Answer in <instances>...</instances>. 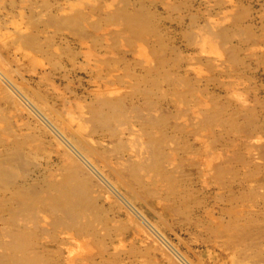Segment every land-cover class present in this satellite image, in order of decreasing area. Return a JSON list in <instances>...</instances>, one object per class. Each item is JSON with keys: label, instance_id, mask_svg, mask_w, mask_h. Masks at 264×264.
Masks as SVG:
<instances>
[{"label": "rangeland", "instance_id": "1", "mask_svg": "<svg viewBox=\"0 0 264 264\" xmlns=\"http://www.w3.org/2000/svg\"><path fill=\"white\" fill-rule=\"evenodd\" d=\"M125 11L144 12L147 32L133 35ZM68 19L76 23L69 24ZM220 32L225 36L221 37ZM213 36L214 42L210 40ZM222 39L224 42H220ZM0 66V167L8 173V177L0 174V223L4 222L0 226H7L5 221L12 213L23 214L15 191L18 184H29L38 190L48 183L60 186L72 165L79 169V177L90 176L82 175V179H89L84 183L89 189L87 192L84 187V201L99 236L73 239L72 233L56 230L42 235L40 230L43 241L57 236L55 247L66 241L62 247L67 248L58 255L50 246L44 264H65L68 254L76 258L75 262L68 259L69 264H264V0H0ZM182 86L188 92L183 94L185 97ZM101 94L114 102L122 100L125 111L131 104L139 110L144 107L142 113L132 106L131 112L127 111L136 129L140 119L137 114L163 121L160 130L166 135V149L174 150L173 157L177 159L175 165L167 163L164 168L171 172L175 183L161 181L149 195L140 192V198H136L119 186L118 178L100 159H93V163L106 178L80 159L67 125L77 128L82 124L84 135L99 154L102 152L101 157L119 167L122 176L125 173V182H133L131 173L119 162L144 163L141 166L150 162L141 130L139 136L132 135L135 141L121 134L123 143L117 132L99 122L96 111L106 108L102 103L108 100ZM101 96L104 98L100 101ZM96 101L100 103L96 105ZM70 117L75 120L72 125ZM192 119L197 120L194 123ZM207 137L213 145L205 141ZM139 151L141 157L137 156ZM209 160L212 164L207 163ZM146 169L141 173L149 183L151 178L147 176L154 179L157 172L152 175ZM224 184L228 185L226 189ZM237 194L245 197L238 198ZM74 252L81 256L79 260Z\"/></svg>", "mask_w": 264, "mask_h": 264}, {"label": "bare ground", "instance_id": "2", "mask_svg": "<svg viewBox=\"0 0 264 264\" xmlns=\"http://www.w3.org/2000/svg\"><path fill=\"white\" fill-rule=\"evenodd\" d=\"M33 4V3H32ZM176 4V3H175ZM34 6V5H33ZM76 6V5H75ZM28 7V6H27ZM112 8V7H111ZM126 8V7H125ZM66 9V8H65ZM143 9V8H142ZM94 10V9H93ZM136 10V9H135ZM131 11V10H130ZM95 12V11H94ZM31 13V12H30ZM37 13V12H36ZM61 13V12H60ZM84 13V12H83ZM91 13V12H90ZM68 14V13H67ZM85 14V13H84ZM161 14V13H160ZM45 15V14H44ZM61 15V14H60ZM75 15V14H74ZM86 15V14H85ZM88 15H89V13H88ZM42 16V15H41ZM56 16V15H55ZM82 16V15H81ZM124 16L127 18V20H128V28L129 29H131V31H132V34L133 35H137V34H141L142 32H144V31H146L147 32V30H144L145 29V16H144V12L143 13H136V12H131V13H129L128 11H125L124 12ZM227 16V15H226ZM71 17V16H70ZM79 17V16H78ZM87 17V16H86ZM89 17V16H88ZM92 17V16H91ZM42 18V17H41ZM62 18H60L59 20H61ZM81 19V18H80ZM83 19H85V18H83ZM92 19V18H91ZM149 19V18H148ZM156 19V18H155ZM59 20H58V22H59ZM63 20V19H62ZM71 20V19H70ZM73 20V19H72ZM74 20H76V19H74ZM73 20V21H74ZM64 21H67V20H64ZM63 21V22H64ZM78 21V20H77ZM80 21V20H79ZM56 22H57V20H56ZM57 22V24H59ZM81 22V21H80ZM86 22V21H85ZM61 23V22H60ZM67 23V22H66ZM68 23H69V19H68ZM71 23V22H70ZM69 23V24H70ZM76 23V22H75ZM75 23H71V24H75ZM96 23H97V21H96ZM37 24V23H36ZM64 24H65V22H64ZM91 24V23H90ZM94 24H95V22H94ZM151 24V23H150ZM203 24V23H202ZM60 25V24H59ZM61 25H63L62 23H61ZM100 25V24H99ZM49 26V25H48ZM69 26V25H68ZM76 26V25H75ZM75 26H73V27H75ZM80 26V25H79ZM79 26H78V28H79ZM88 26V25H87ZM153 26V25H152ZM221 26H223V25H221ZM221 26H219L220 28H221ZM70 27H72V26H69V28ZM82 27H84V25H82ZM103 27V26H102ZM150 27V26H149ZM218 27V28H219ZM81 28V27H80ZM84 28H86V27H84ZM68 29V28H67ZM99 29H100V27H99ZM233 29V28H232ZM240 29V28H239ZM70 30V29H69ZM82 30V29H81ZM86 30V29H85ZM99 31V30H98ZM118 31H119V29H118ZM117 31V32H118ZM219 31V30H218ZM221 31V30H220ZM223 31V30H222ZM183 32V31H182ZM213 32H216V31H213ZM225 32V31H224ZM221 33V32H220ZM110 34V33H109ZM119 34V33H118ZM222 35H221V37L222 36H225V35H223V33H221ZM226 34V33H225ZM144 35V34H143ZM211 35H212V33H211ZM26 36V35H25ZM214 36H216V33H214ZM214 36H213V38H210V40H212L213 42H214ZM74 37V36H73ZM108 37V36H107ZM116 37H118V35L116 36ZM218 37H219V35H218ZM231 37H233V36H231ZM98 38V37H97ZM220 38V37H219ZM230 38V37H229ZM112 39V38H111ZM226 39V38H225ZM228 39V38H227ZM96 40H98V39H96ZM217 41H218V38H217ZM224 42V40L222 39V40H220V42ZM228 41V40H227ZM120 42V41H119ZM161 42V41H160ZM229 42V41H228ZM89 43V42H88ZM105 43V42H104ZM137 43V42H136ZM84 44V43H83ZM145 44H147L146 42H145ZM233 44V43H232ZM232 44H231V47H232V49H233V46H232ZM62 45V44H61ZM99 45V44H98ZM141 45V44H140ZM148 45V44H147ZM223 45V44H222ZM227 45V44H226ZM50 46V45H49ZM52 47V46H51ZM146 47V46H145ZM226 47V46H225ZM230 47V46H229ZM142 47L140 46V49H141ZM144 48V47H143ZM142 48V49H143ZM145 49V48H144ZM234 50V49H233ZM156 51V50H155ZM145 52V51H144ZM233 52V51H232ZM89 53H90V50H89ZM139 53V52H138ZM227 53V52H226ZM234 53H235V51H234ZM233 53V54H234ZM92 55H93V53H91ZM91 54H89L90 56H91ZM140 54V53H139ZM228 54V53H227ZM232 54V53H231ZM88 55V54H87ZM142 55V54H141ZM146 55V54H145ZM148 55V54H147ZM229 55V54H228ZM235 55V54H234ZM239 55V54H238ZM157 56V55H156ZM165 56V55H164ZM146 57V56H145ZM160 58L161 57H163V54H162V56L160 55L159 56ZM149 58V57H148ZM235 58H237V54H236V57ZM93 59V58H92ZM87 60V59H86ZM152 60V59H151ZM155 60V59H154ZM153 60V61H154ZM157 61H159V60H157ZM160 63V62H159ZM95 64V63H94ZM163 65H164V63H162ZM115 65V64H114ZM117 65V64H116ZM157 65V64H156ZM7 66V65H6ZM1 67V66H0ZM4 67V66H3ZM152 67V66H151ZM159 68V67H158ZM1 69V68H0ZM152 69V68H151ZM168 69V68H167ZM196 69V68H195ZM14 70V69H13ZM166 70V69H165ZM1 71H3V69L1 70ZM0 71V72H1ZM16 71V70H15ZM108 71V70H107ZM153 72V71H152ZM168 72V71H167ZM3 73V72H2ZM5 73V72H4ZM133 73V72H132ZM154 73V72H153ZM163 73H165V72H163ZM170 73V72H169ZM6 74V73H5ZM4 74V75H5ZM99 74V73H98ZM142 74V73H141ZM147 74V73H146ZM145 74V75H146ZM152 74V73H151ZM175 74V73H174ZM179 74V73H178ZM2 75V74H1ZM144 75V74H143ZM173 75V74H172ZM3 76V75H2ZM1 76V77H2ZM9 76V75H8ZM7 76V77H8ZM138 76V75H137ZM140 76V75H139ZM152 76V75H151ZM169 76V75H168ZM185 76V75H184ZM187 76V75H186ZM0 77V78H1ZM47 77V76H46ZM145 77V76H144ZM150 77V76H149ZM152 77H154V76H152ZM3 78V77H2ZM111 78V77H110ZM157 78H159V77H157ZM167 78V77H166ZM169 78V77H168ZM167 78V79H168ZM173 77H171L170 78V81H171V79H172ZM100 79V78H99ZM109 79V78H108ZM134 79V78H133ZM165 79V78H164ZM163 79V80H164ZM186 79V78H185ZM192 79V78H191ZM137 80V79H136ZM175 80V79H174ZM187 80V79H186ZM11 81V80H10ZM97 81V80H96ZM105 81V80H104ZM132 81V80H131ZM138 81H139V79H138ZM142 81V80H141ZM169 81V80H168ZM7 82V81H6ZM48 82V81H47ZM146 82V81H145ZM148 82H149V80H148ZM152 82V81H151ZM164 82H167V81H164ZM173 82V81H172ZM181 82V80L179 81V83ZM125 83V82H124ZM147 83V82H146ZM181 83H183V82H181ZM190 83H191V81H190ZM190 83H189V85H190ZM252 83V82H251ZM105 84V83H104ZM142 84V83H141ZM157 85H158V83H156ZM163 84V83H162ZM170 84H172L171 82H170ZM174 84V83H173ZM172 84V85H173ZM136 85V84H135ZM152 85V84H151ZM104 86V85H103ZM113 86H115V85H113ZM121 86H123V85H121ZM134 86V85H133ZM144 86H145V84H144ZM178 86H181V85H179L178 84ZM178 86H176L175 85V87H178ZM146 87V86H145ZM150 87V86H149ZM183 87V86H182ZM185 87V86H184ZM183 87V90H185V88ZM112 88V87H111ZM119 88V87H118ZM136 88V87H135ZM134 88V89H135ZM163 88V87H162ZM170 88V87H169ZM129 89V88H128ZM138 89V88H137ZM188 89V88H187ZM143 90V89H142ZM145 90V89H144ZM94 91V90H93ZM112 91V90H111ZM146 91V90H145ZM156 91V90H155ZM158 91V90H157ZM177 91V90H176ZM179 91V90H178ZM181 91V90H180ZM57 92V91H56ZM152 92V91H151ZM161 92V91H160ZM168 92V91H167ZM185 92V93H184ZM183 93H182V95L184 94H186V90L184 91ZM113 93H114V90H113ZM116 93H117V91H116ZM126 93H127V91H126ZM143 93V92H142ZM162 93V92H161ZM172 93V92H171ZM93 94H95V93H93ZM111 94H112V92H111ZM178 94V93H177ZM176 94V95H177ZM187 94H188V92H187ZM217 94V93H216ZM25 95V94H24ZM102 95V94H101ZM108 95H110V92H109V94ZM118 95V94H117ZM124 95V94H123ZM145 95V94H144ZM150 95H151V93H150ZM158 95V94H157ZM173 95V94H172ZM175 95V94H174ZM183 95V96H184ZM64 96V95H63ZM102 96H104V95H102ZM100 97V101H101V99H103L104 97H106L107 96V94H106V96H104V97ZM153 96V95H152ZM179 97H180V94L178 95ZM177 96V97H178ZM198 96H199V94H198ZM208 96H210V95H208ZM108 97V100L107 101H105L104 102V100H103V103L102 104H105V106H106V108H99L96 112H97V114L99 115V117H98V119L100 120L99 122H101L102 124H103V126H106V127H108V129H110V130H112L113 132H117V135L119 136V138H121V134H123V136L126 134L127 136L129 135V137L128 138H126V139H129V140H134V138L132 137V135H140L139 134V131L141 130V136L144 138V143L142 142V144L144 145V147H146L147 148V150L149 149V154H148V156H149V160H150V162H148L147 164L145 163V165L144 166H141V164L139 165L138 163H136V162H132V161H127V162H125L124 163V161L123 162H119L120 163V166L125 170V169H127L128 171H130V173H131V177H130V174H129V178H131L132 180H133V182L132 181H130V182H125L124 180H123V176H124V174L125 173H123V176H122V172L120 173L119 171H118V168L116 167V166H114L113 165V163L111 164L110 162V160L108 161L107 160V158L105 159V158H103V157H101V155L99 154V151H97V148H95V147H93L92 145H91V143H90V139L87 137V136H85L84 135V127H83V125L82 124H80V125H78L79 127H74V128H76V129H74V128H72V126H69V125H67V127L70 129V131L72 132V134H71V136H70V138H71V140H73L74 141V144H72L73 146H74V148H75V150L77 151V154H79L80 155V159H82L83 161L85 160V162L91 167H93L96 171H98V174L100 175V176H102L103 178H106L105 177V175L96 167V165H98V164H96V165H94V163H93V159L95 160V159H100V161L103 163V165L106 167V168H108L109 170H111L112 172H113V174L116 176V178H118L117 180H118V182H117V180H115L114 182H117V183H119V186H120V184L123 186V187H125V189L126 190H128L129 191V193H131V196H133V197H136V198H140L139 197V195H140V192H146L148 195L155 189V188H157V187H159L158 186V184H159V182H161V181H167V182H169L170 183V181H174L173 179H172V174H171V172L169 171V170H167V169H165L164 168V164L165 165H167V163H168V165H175V163H176V161L174 162V159H176V158H174L173 157V155H174V152H172V151H174V150H172V151H170V150H167V149H169L168 147H166V144H167V139H165L166 138V135L164 134V130L162 129V130H160V128L162 127V124H163V121L162 120H158L159 118H157V119H155V118H153V117H151V116H143V114H140V115H136L137 116V118L138 117H140V119L138 118L137 120L139 121V122H137V123H139L138 124V126H139V128L138 129H136V128H134V120L131 118V116L129 115V113L131 112V110L129 109L132 105H134V104H131V106L125 111V104L123 103V101L122 100H115V102L113 101V99H110L109 98V96H107ZM140 97V96H139ZM148 97V96H147ZM146 97V98H147ZM158 97V96H157ZM161 97V96H160ZM176 97V98H177ZM178 97V98H179ZM185 97V96H184ZM188 97V96H187ZM197 97V95H195V98ZM201 97V96H200ZM27 98V97H26ZM29 98V97H28ZM138 98V97H137ZM153 98V97H152ZM189 98V97H188ZM198 98V97H197ZM196 98V100H198ZM204 98V97H203ZM202 98V99H203ZM256 98V97H255ZM23 99V98H22ZM127 99V98H126ZM143 99V98H142ZM141 99V100H142ZM159 99V98H158ZM190 99V98H189ZM194 99V98H193ZM32 100V99H31ZM144 100V99H143ZM142 100V101H143ZM185 100V99H184ZM183 100V101H184ZM187 100V99H186ZM206 100V99H205ZM100 101L99 102H97L96 101V105H97V103H100ZM127 101V100H126ZM142 101H141V104H143L142 103ZM180 101V100H179ZM192 101V100H191ZM202 101H204V100H202ZM207 101V100H206ZM67 102V101H66ZM88 102V101H87ZM139 102V101H138ZM154 102V101H153ZM162 102V101H161ZM187 103H188V101H186ZM195 102H197V101H195ZM33 103V102H32ZM147 103V101L145 100V104ZM155 103V102H154ZM191 103V102H190ZM193 103V102H192ZM208 103V102H207ZM47 104V103H46ZM102 104H101V106H100V104H98L100 107H102ZM148 104V103H147ZM150 104L151 105H154V104H152V100H150ZM178 104V103H177ZM189 104V103H188ZM231 104V103H230ZM33 105V104H32ZM48 105V104H47ZM47 105H46V107H45V105H43L45 108H47ZM144 105V104H143ZM179 105V104H178ZM211 105V104H210ZM36 107H37V105H35ZM104 106V107H105ZM128 106V105H127ZM141 106V105H140ZM160 106V105H159ZM158 106V107H159ZM183 106V105H182ZM193 106H195V105H193ZM245 106V105H244ZM247 106V105H246ZM245 106V107H246ZM35 107V108H36ZM49 107V106H48ZM141 107H143V106H141ZM186 107V106H185ZM189 107H190V104H189ZM192 107V106H191ZM196 107V109H198L199 108V106L197 107V106H195ZM194 107V108H195ZM200 107H201V105H200ZM206 107H207V104H206ZM210 107V106H209ZM208 107V108H209ZM250 107V106H249ZM252 107V106H251ZM50 108V107H49ZM71 108V107H70ZM138 109L139 110V108H138V106L136 107V105L133 107L132 106V108L131 109ZM148 108V107H147ZM151 108H153V107H151ZM160 108V107H159ZM169 108V107H168ZM202 108V107H201ZM101 109V110H100ZM134 109V110H135ZM143 112H145L143 109H144V107L143 108H140ZM195 109V110H196ZM203 109V108H202ZM204 109H205V107H204ZM203 109V110H204ZM228 109V108H227ZM226 109V110H227ZM255 109V108H254ZM35 110V109H34ZM37 110V109H36ZM39 110V109H38ZM42 109H40V111H41ZM130 111L129 113H127V111ZM141 110H139V111H136L137 113L138 112H141ZM145 110H147V109H145ZM179 110H182L181 108L179 109ZM194 110V112H196ZM213 110V109H212ZM250 110H252V109H250ZM52 111V110H51ZM155 111H158V110H155ZM154 111V112H155ZM183 111V110H182ZM191 111V110H190ZM245 111H246V109H245ZM52 112H54V113H56L55 112V110L54 111H52ZM74 112V111H73ZM135 112V111H134ZM136 112L134 113V114H136ZM159 112V111H158ZM158 112H156V113H158ZM192 113H193V111H191ZM212 112V111H211ZM243 112V111H242ZM44 113V112H43ZM59 113V112H58ZM63 113H64V111H63ZM142 113V112H141ZM149 113V112H148ZM151 113H153L152 111H151ZM162 113V112H161ZM161 113H160V115L159 116H161ZM184 113H185V111H184ZM187 113H189V112H186V114ZM208 113V112H207ZM237 113V112H236ZM254 113V112H253ZM167 114V113H166ZM177 114H178V112H177ZM199 114V113H198ZM252 114V112L250 113V115ZM45 115V114H44ZM57 115H59V114H57ZM91 115H94V114H91ZM150 115V114H149ZM168 115V114H167ZM166 115V116H167ZM174 115H176V114H174ZM180 116L181 115H183L182 113L181 114H179ZM196 115V114H195ZM233 115V114H232ZM231 115V116H232ZM43 116V115H42ZM51 116H53V115H51ZM50 116V117H51ZM61 116V115H60ZM136 116H134L135 117V120H136ZM187 116V115H186ZM188 116H190V115H188ZM187 116V117H188ZM56 117V116H55ZM96 117V116H95ZM156 117H158L157 115H156ZM170 117H172L173 118V115L172 116H170ZM185 117V116H184ZM197 117V116H196ZM200 117H202V115L200 116ZM199 117V118H200ZM206 119L208 120L209 119V115H206ZM94 118V117H93ZM175 118H177L178 120H180L178 117H175ZM198 118V117H197ZM230 118V117H229ZM57 119H59V117L57 118ZM62 119V118H61ZM81 119V118H80ZM95 119V118H94ZM97 119V118H96ZM155 119V120H154ZM166 119H168V118H166ZM174 119V118H173ZM64 120V119H63ZM66 120V119H65ZM181 120H183V117L181 118ZM180 120V121H181ZM185 120V119H184ZM195 120H197V119H195ZM195 120L194 119H192V121H194V123H195ZM229 120V119H228ZM67 122H68V120H66ZM69 121L71 122V125H72V122L73 121H75L74 120V118H72V117H70V119H69ZM95 121V120H94ZM175 121V120H174ZM177 121V120H176ZM202 121V120H201ZM226 121V120H225ZM229 121H231V120H229ZM228 121V122H229ZM51 122H53V121H51ZM96 122H97V120H96ZM168 122V121H167ZM179 122V121H178ZM185 122H186V120H185ZM187 122H188V120H187ZM54 123H56V122H54ZM95 123V122H94ZM98 123V122H97ZM166 123V122H165ZM218 123V122H217ZM236 123V122H235ZM235 123H233V124H235ZM53 124V123H52ZM61 124V123H60ZM79 124V123H78ZM99 124V123H98ZM153 124H156V129L154 128V125ZM171 124V123H170ZM178 124H180V123H178ZM187 124V123H186ZM202 124V123H201ZM204 124V123H203ZM239 124V123H238ZM237 124V125H238ZM51 125V124H50ZM164 125V124H163ZM182 125H184V124H181V125H179V126H182ZM197 125H200V123L199 124H197ZM210 125H211V123H210ZM58 126V125H57ZM62 126H64V125H62ZM99 126H101V124H99ZM102 126V127H103ZM187 126V125H186ZM195 126V125H194ZM204 126V125H203ZM206 126V125H205ZM226 126V125H225ZM234 126V125H233ZM168 127V126H167ZM171 127V126H170ZM173 127V126H172ZM198 127V126H197ZM210 127V126H209ZM63 128V127H62ZM166 128V127H165ZM196 128V127H195ZM203 128H206V127H203ZM212 128H213V126H212ZM21 129V128H20ZM64 129V128H63ZM94 129V128H93ZM107 129V130H108ZM171 129V128H170ZM169 129V130H170ZM207 129V128H206ZM234 129V128H233ZM57 130H58V128H57ZM109 130V131H110ZM232 130V129H231ZM239 130V129H238ZM242 130V129H241ZM60 131H62V130H60ZM103 131V130H102ZM249 131V130H248ZM89 132V131H88ZM106 132V131H105ZM108 132V131H107ZM111 132V131H110ZM176 132H178V131H176ZM62 133V132H61ZM60 133V134H61ZM101 133V132H100ZM114 133V134H115ZM172 133V132H171ZM231 133V132H230ZM241 133V132H240ZM244 133V132H243ZM248 133V132H247ZM63 134H64V132H63ZM113 134V135H114ZM158 134V135H157ZM245 134V133H244ZM182 135V134H181ZM100 136V135H99ZM187 136V135H186ZM247 136V135H246ZM253 136V135H252ZM234 137V136H233ZM236 137H238L237 136V134H236ZM181 138V137H180ZM210 138V137H209ZM244 138V137H243ZM257 138V137H256ZM65 139V138H64ZM94 139V138H93ZM184 139V138H183ZM183 139H182V141H183ZM236 139V138H235ZM247 139V138H246ZM248 139H249V137H248ZM211 140V139H210ZM237 140V139H236ZM235 140V141H236ZM258 140V139H257ZM92 141V140H91ZM135 141V140H134ZM181 141V140H180ZM186 141V140H185ZM206 142H208V137H207V140H205ZM217 141V140H216ZM71 143H73L72 141H70ZM121 142H123V139L121 138ZM187 142V141H186ZM4 143V142H3ZM105 143V142H104ZM124 143V142H123ZM123 143H122V145H123ZM126 143V142H125ZM183 143V142H182ZM209 144H210V142H208ZM103 144V143H102ZM106 144V143H105ZM180 144V143H179ZM209 144H207V145H209ZM254 144H255V142H254ZM70 145V144H69ZM110 145V144H109ZM119 145V144H118ZM169 145H170V142H169ZM173 145V144H172ZM171 145V146H172ZM188 145V144H187ZM187 145H186V147H187ZM206 145V144H205ZM210 145H213V144H210ZM215 145H217L216 143H215ZM104 146V145H103ZM124 146V145H123ZM122 146V147H123ZM218 146V145H217ZM232 146H234V145H232ZM204 147H206V146H204ZM208 147V146H207ZM213 146H211V148H212ZM119 148H121V147H119ZM124 148H125V150H126V146H124ZM167 148V149H166ZM210 148V147H209ZM215 148V147H214ZM217 148V147H216ZM229 148H231V147H229ZM10 149V148H9ZM12 149V148H11ZM187 149H190L189 147L187 148ZM205 149V148H204ZM237 149V148H236ZM19 151H21L20 150V148L18 149ZM210 150V149H209ZM209 150H208V153H211V152H209ZM234 150V149H233ZM10 151V150H9ZM67 151H69V150H67ZM117 151V150H116ZM119 151V150H118ZM144 150H142V152H143ZM181 151V150H180ZM187 151V150H186ZM189 151V150H188ZM194 151V150H193ZM197 152H198V149L196 150ZM212 151H214L213 149H212ZM221 151V150H220ZM230 151V150H229ZM71 152V151H70ZM122 152V151H121ZM130 152V151H129ZM178 152V151H177ZM190 152V151H189ZM195 152V151H194ZM204 152H206V150H204ZM9 153V152H8ZM13 153V152H12ZM30 153V152H29ZM127 153V152H126ZM144 153V152H143ZM176 153V152H175ZM183 153V152H182ZM232 153V152H231ZM24 154V153H23ZM67 154H68V152H67ZM123 154H124V151H123ZM177 154V153H176ZM191 154H192V151H191ZM196 154V153H195ZM227 154H230V153H228L227 152ZM233 154V153H232ZM231 154V155H232ZM6 155V154H5ZM13 155H15V153H13ZM21 155V154H20ZM131 155V154H130ZM133 155V154H132ZM197 155V154H196ZM203 155H205L204 153H203ZM9 156V155H8ZM78 156V155H77ZM103 156V155H102ZM137 156L138 157H141L142 155H141V152L139 151V152H137ZM147 156V155H146ZM198 156H200L199 155V153H198ZM10 157V156H9ZM25 157V156H24ZM104 157H106L105 155H104ZM129 157V156H128ZM133 157H135V154L133 155ZM176 157L177 158H179L177 155H176ZM193 157V156H192ZM201 157H203V158H205L204 156H201ZM209 157V156H208ZM222 157V156H221ZM228 157V156H227ZM2 159H3V156L1 157ZM6 158H7V156H6ZM14 158V157H13ZM126 158V157H125ZM130 158V157H129ZM132 158V157H131ZM131 158H130V160H131ZM10 159V158H9ZM9 159H8V161H9ZM24 159V158H23ZM127 159V158H126ZM139 159V158H138ZM188 159V158H187ZM186 159V160H187ZM191 159V158H190ZM206 159L208 160V158H207V156H206ZM214 159H216V161H217V159H218V157H216V158H214ZM6 160V159H5ZM117 160H118V158H117ZM129 160V159H128ZM177 160V159H176ZM213 160V159H212ZM212 160H209L210 161V163L209 162H207L208 164H212ZM17 161V160H16ZM75 161V160H74ZM203 161H204V159H203ZM202 161V162H203ZM4 162V161H3ZM15 162V161H14ZM76 163H77V161H75ZM114 162V161H113ZM137 162H138V160H137ZM142 162H145V161H142ZM80 163V162H79ZM78 163V164H79ZM101 163V164H102ZM186 163V162H185ZM214 164H215V162H213ZM225 163V162H224ZM5 164V163H4ZM7 164V163H6ZM14 164V163H13ZM16 164V163H15ZM72 164V162H70L69 163V166ZM144 164V163H143ZM142 164V165H143ZM184 164V163H183ZM207 164V165H208ZM213 164V165H214ZM1 165H2V163H1ZM11 165V164H10ZM21 165V164H20ZM63 165V164H62ZM101 166L102 168L104 167V166ZM188 165V164H187ZM197 165V164H196ZM204 165H206V162H205V164ZM213 165L211 166V168H209V170H211L212 169V167H213ZM226 165V164H225ZM229 165V164H228ZM227 165V166H228ZM80 166V165H79ZM84 166V165H83ZM99 166H100V164H99ZM169 166V167H170ZM186 166V165H185ZM190 166V165H189ZM199 166V165H198ZM4 167V166H3ZM15 167H16V165H15ZM35 167V166H34ZM146 167H147V169H148V171L149 170H151L152 172L153 171H156L157 172V174H155V178L153 179V177L151 176V175H149V176H147V178H151L150 179V181H149V183H145V177L143 178V176H144V174L143 173H141V170L142 169H146ZM181 167V166H180ZM187 167V166H186ZM185 167V168H186ZM206 168H207V166H205ZM210 167V166H209ZM81 168V167H80ZM225 167H223V169H224ZM4 169V168H3ZM1 167H0V174H3V176H4V174L5 175H7L8 173L7 172H4V170H3ZM17 168H15V170H16ZM73 169H75V171H73ZM77 166L75 165L74 167H73V165H72V170H70V172H69V174H67L66 175V177L64 178V181L62 182V185L60 184V186H58V185H55V184H53V183H48L47 184V186L46 187H43V188H40L39 190L38 189H36V188H34V187H32L31 185H29V184H18V186H17V190H15V191H18L17 192V195H18V197H19V203H20V212H23V214H21V216L20 215H17L16 214V216H14V213H12L13 215H11V217L9 218V219H7L5 222H6V224H4V225H7V226H0V264H44V256H45V253L46 252H49L50 251V246H52L53 248H55V251L58 253V255L59 254H62L63 255V253H65L67 250V248H63L65 245V243H66V241H64V242H62V245L61 244H59V247H55V243L56 242H58L56 239H58L57 238V236L56 237H54V239L52 240V241H50L49 239H47V240H49V241H43L42 240V237L43 236H41L40 235V233H39V231L41 230L42 231V235L45 233H48L49 231H58V232H60V233H72L74 236H70L71 238H73V239H77V238H83V237H89V236H93L94 237V239L96 238V237H98L99 235H97V230H96V226L93 224V222L91 221V217L89 216V214H90V212H89V207L87 206V204H86V202L84 201V199L85 198H87V195L85 194L86 193V191H85V188H86V190H87V185L85 186V184L84 183H86L85 182V180L88 182V180L87 179H82V175H80L81 177H79V175H77L76 173H79V171H77ZM90 169V168H89ZM146 169V170H147ZM183 169V168H182ZM208 169V168H207ZM244 169V168H243ZM262 169H263V167H262ZM14 170V169H13ZM79 170V169H78ZM184 170V169H183ZM209 170H207V171H209ZM16 171H18V170H16ZM82 171H84V170H82ZM86 171V170H85ZM120 171H122L121 169H120ZM127 171V172H128ZM143 171V170H142ZM178 171V170H177ZM68 172V171H67ZM87 172V171H86ZM107 172V171H106ZM155 172V173H156ZM7 173V174H6ZM29 173V172H28ZM66 173V172H65ZM129 173V172H128ZM150 173V172H149ZM208 174H209V172H207ZM213 173V172H212ZM89 174H90V172H89ZM154 174V172L152 173V175ZM230 174V173H229ZM10 175V174H9ZM12 175V174H11ZM10 175V176H11ZM18 175V174H17ZM86 174H84L83 176H84V178H86V177H90V176H85ZM143 175V176H142ZM227 175V174H226ZM107 176V175H106ZM228 177H229V175H227ZM251 176H253V175H251ZM7 177H8V175H7ZM12 177V176H11ZM175 177V176H174ZM222 177H225V176H222ZM6 177H4V179H5ZM17 178H19V177H17ZM16 178V180H18ZM92 178V177H91ZM108 178V177H107ZM124 178H125V176H124ZM126 178H128V177H126ZM226 178V177H225ZM3 180V179H2ZM8 180V179H7ZM15 180V181H16ZM20 180V179H19ZM92 180V179H91ZM129 180V179H128ZM127 180V181H128ZM147 180V179H146ZM222 180V179H221ZM221 180H219V181H221ZM251 180V179H250ZM8 181H10V180H8ZM8 181H7V184H8ZM27 181V180H26ZM112 181V180H111ZM148 181V180H147ZM146 181V182H147ZM228 181V180H227ZM239 181V180H238ZM13 182V181H12ZM23 182V181H22ZM28 182V181H27ZM105 182V181H104ZM131 182H132V184H131ZM234 182V181H233ZM240 182V181H239ZM254 182V181H253ZM0 183H1V181H0ZM91 183V182H90ZM107 183V182H106ZM174 183H175V181H174ZM37 184V183H36ZM87 184V183H86ZM137 186H136V185ZM163 184V183H162ZM223 184V183H222ZM221 184V185H222ZM227 184V183H226ZM229 184H231V183H229ZM240 184H242V183H240ZM246 184H249V183H246ZM251 184V183H250ZM257 184V183H256ZM3 185V184H2ZM5 185V184H4ZM159 185H161V184H159ZM225 185V184H224ZM253 185V184H252ZM108 186V185H107ZM156 186V187H155ZM176 186V185H175ZM183 186V185H182ZM186 186V185H185ZM226 186V185H225ZM228 186V185H227ZM227 186L225 187V189L227 188ZM233 186V185H232ZM231 186V187H232ZM242 186V185H241ZM254 186H255V184H254ZM254 186H253V189H255L254 188ZM9 187V186H8ZM13 187V186H12ZM85 187V188H84ZM113 187H115V188H117L115 185L113 186ZM112 187V188H113ZM152 187H154V188H152ZM178 187V186H177ZM220 187H223V186H220ZM230 187V188H231ZM256 187V186H255ZM14 188V187H13ZM84 188V189H83ZM229 188V187H228ZM250 188V187H249ZM15 189V188H14ZM169 189H175V187L173 188L172 186H169ZM188 189V188H187ZM222 189V188H221ZM12 190V189H11ZM10 190V191H11ZM89 190V189H88ZM88 190H87V192H88ZM95 190V189H94ZM117 190H119V189H117ZM142 190V191H141ZM159 190V189H158ZM223 190V189H222ZM233 190V189H232ZM231 189H230V192L232 191ZM14 190H13V192L14 193H16ZM84 191V192H83ZM103 191V190H102ZM165 191H166V189H165ZM255 191H256V189H255ZM171 192V191H170ZM253 192H254V190H253ZM252 192V190H251V193H253ZM120 193V192H119ZM235 193V192H234ZM242 193V192H241ZM245 193V192H244ZM254 193H256V192H254ZM11 194H12V191H11ZM118 194V193H117ZM142 194V193H141ZM232 194V193H231ZM240 194V193H239ZM103 195V194H102ZM105 195V194H104ZM109 195V194H108ZM114 195V194H113ZM243 195V194H242ZM252 195V194H251ZM255 195V194H254ZM254 195H252V196H254ZM114 196H116V195H114ZM236 196V195H235ZM234 196V197H235ZM256 196V195H255ZM12 197V196H11ZM237 197H238V194H237ZM240 197V196H239ZM238 197V198H239ZM245 197V196H244ZM244 197H240V198H244ZM247 197H248V195H247ZM230 198V197H229ZM252 198V197H251ZM113 199V198H112ZM247 199V198H246ZM118 200V199H117ZM130 200V199H129ZM4 201V200H3ZM10 201V200H9ZM119 201H120V199H119ZM242 201V200H241ZM128 202V201H127ZM230 202H231V200H230ZM119 203V202H118ZM122 203V202H121ZM145 203V202H144ZM244 203V202H243ZM258 203V202H257ZM2 203H0V205H1ZM6 204H7V202H6ZM123 204V203H122ZM131 204H132V202H131ZM89 205V204H88ZM112 205V204H111ZM126 205V204H125ZM136 205V204H135ZM94 206V205H93ZM134 206V205H133ZM5 206L3 205V207L2 208H4ZM6 208V207H5ZM18 208V207H17ZM16 207H15V209H17ZM124 209V208H123ZM177 209H179V208H177ZM129 210V209H128ZM180 210V209H179ZM18 211V210H17ZM244 211V210H243ZM11 212V211H10ZM16 212V211H15ZM127 212V211H126ZM237 212V211H236ZM114 214V213H113ZM158 214V213H157ZM240 214V213H239ZM95 215V214H94ZM129 215V214H128ZM241 215H243V214H241ZM245 215H246V213H245ZM249 215V214H248ZM248 215H246V216H248ZM1 216V215H0ZM19 216V217H18ZM239 216V215H238ZM2 217V216H1ZM131 218H132V215H131ZM242 218V217H241ZM2 219V218H1ZM147 219V218H146ZM231 219V218H230ZM243 219H244V217H243ZM249 219V218H248ZM92 220H95L94 218L92 219ZM132 220V219H131ZM148 220V219H147ZM220 220H222V219H220ZM237 220V219H236ZM246 220V219H245ZM256 220V219H255ZM116 221V220H115ZM135 222V221H134ZM243 223H245L244 221H242ZM255 222V221H254ZM2 223V222H1ZM0 223V224H1ZM4 223V222H3ZM2 223V224H3ZM116 223V222H115ZM214 223V222H213ZM217 223V222H216ZM237 222H235V224H236ZM235 224H234V227L236 228V226H235ZM237 224H239V223H237ZM139 225V224H138ZM115 226V225H114ZM238 228V227H237ZM115 229V228H114ZM116 230V229H115ZM48 231V232H47ZM104 232V231H103ZM234 232V231H233ZM111 233V232H110ZM239 233V232H238ZM52 234V233H51ZM46 235H48V234H46ZM45 235V236H46ZM5 237H8V239H5ZM69 236H68V240H69V238H70ZM231 237V236H230ZM45 238V237H44ZM49 238V237H48ZM105 238V237H104ZM60 239V238H59ZM88 239V238H87ZM260 239V238H259ZM46 240V239H45ZM67 240V241H68ZM85 240V239H84ZM90 240H91V238H90ZM111 240V239H110ZM81 241V240H80ZM80 241H79V243H80ZM86 241V240H85ZM95 241V240H94ZM96 241H97V239H96ZM78 243V242H77ZM94 243V242H93ZM86 244V243H85ZM87 244H89V243H87ZM79 245V244H78ZM81 245V244H80ZM90 245V244H89ZM63 246V247H62ZM68 246V245H67ZM72 246V245H71ZM117 246V245H116ZM44 248V249H42L41 250V248ZM80 247V246H79ZM92 247V246H91ZM85 248V247H84ZM49 249V250H48ZM70 249L72 250V248L70 247ZM70 249H68V251L71 253V250ZM74 249V248H73ZM76 249H78V250H76ZM104 249H108L107 247L106 248H104ZM75 250H76V252L78 251V252H83V250L82 249H80V248H75ZM85 250H87L86 248H85ZM85 250H84V252H85ZM73 251V250H72ZM105 251V250H104ZM107 251V250H106ZM101 252V251H100ZM114 252V251H113ZM55 253V252H54ZM74 254H75V252H74ZM73 254V255H74ZM77 254H79V253H76L75 254V256L77 257V259L78 258H80L81 256H77ZM81 254V253H80ZM83 254V253H82ZM86 254V253H85ZM89 254H91V253H89ZM88 254V255H89ZM102 254H104V253H101V255ZM69 255V254H68ZM67 255V257L66 258H68L69 259V262L70 261H72L71 259H73L74 260V258L75 257H72L71 255H69L68 256ZM263 255V254H262ZM59 257H61V255L59 256ZM86 257H88V256H86ZM54 258H52V260H53ZM68 259H65L66 261H65V264L68 262L67 260ZM101 259H103V258H101ZM100 259V260H101ZM239 259V258H238ZM75 260H76V258H75ZM75 260L73 261V262H75ZM79 260V259H78ZM102 261V260H101ZM245 261V260H244ZM248 261V260H247ZM73 262H71V263H73ZM77 262H79V261H77ZM76 262V263H77ZM250 262V261H249ZM248 262V263H249ZM252 262V261H251ZM70 263V264H71ZM83 263H85V262H83ZM82 263V264H83ZM56 264H58V263H56ZM67 264H69V263H67ZM80 264V263H79ZM253 264V263H252Z\"/></svg>", "mask_w": 264, "mask_h": 264}]
</instances>
